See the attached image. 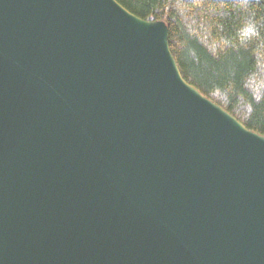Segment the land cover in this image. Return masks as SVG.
I'll list each match as a JSON object with an SVG mask.
<instances>
[{
  "label": "water",
  "instance_id": "1",
  "mask_svg": "<svg viewBox=\"0 0 264 264\" xmlns=\"http://www.w3.org/2000/svg\"><path fill=\"white\" fill-rule=\"evenodd\" d=\"M0 264H264V136L116 0H0Z\"/></svg>",
  "mask_w": 264,
  "mask_h": 264
},
{
  "label": "trees",
  "instance_id": "2",
  "mask_svg": "<svg viewBox=\"0 0 264 264\" xmlns=\"http://www.w3.org/2000/svg\"><path fill=\"white\" fill-rule=\"evenodd\" d=\"M163 21L183 78L264 136V0H116Z\"/></svg>",
  "mask_w": 264,
  "mask_h": 264
}]
</instances>
